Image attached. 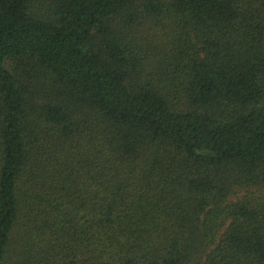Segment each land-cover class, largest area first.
I'll use <instances>...</instances> for the list:
<instances>
[{
    "label": "trees",
    "instance_id": "obj_1",
    "mask_svg": "<svg viewBox=\"0 0 264 264\" xmlns=\"http://www.w3.org/2000/svg\"><path fill=\"white\" fill-rule=\"evenodd\" d=\"M0 264H264V0H0Z\"/></svg>",
    "mask_w": 264,
    "mask_h": 264
}]
</instances>
